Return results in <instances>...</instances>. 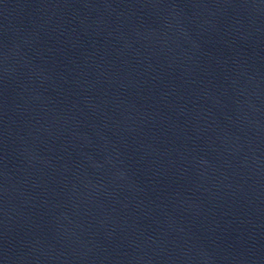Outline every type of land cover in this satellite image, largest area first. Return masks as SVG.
<instances>
[{"label": "water", "instance_id": "water-1", "mask_svg": "<svg viewBox=\"0 0 264 264\" xmlns=\"http://www.w3.org/2000/svg\"><path fill=\"white\" fill-rule=\"evenodd\" d=\"M100 264H264V123Z\"/></svg>", "mask_w": 264, "mask_h": 264}]
</instances>
